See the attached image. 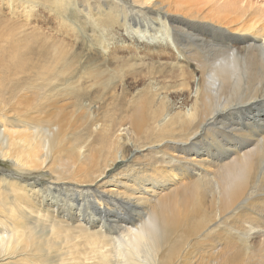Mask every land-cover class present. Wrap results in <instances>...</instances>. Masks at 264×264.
<instances>
[{
  "label": "bare ground",
  "instance_id": "bare-ground-1",
  "mask_svg": "<svg viewBox=\"0 0 264 264\" xmlns=\"http://www.w3.org/2000/svg\"><path fill=\"white\" fill-rule=\"evenodd\" d=\"M62 1L0 4V264H264V240L242 245L264 236V8L152 10L171 22L176 67L102 57L99 44L67 58L25 9L64 15ZM150 1L76 3H95L102 24L113 5L150 28ZM38 53L50 67L27 72ZM182 97L187 111L174 109Z\"/></svg>",
  "mask_w": 264,
  "mask_h": 264
},
{
  "label": "rangeland",
  "instance_id": "rangeland-1",
  "mask_svg": "<svg viewBox=\"0 0 264 264\" xmlns=\"http://www.w3.org/2000/svg\"><path fill=\"white\" fill-rule=\"evenodd\" d=\"M9 1V5L12 8L14 0ZM123 1L128 2L131 0ZM208 1H211V3H218V5L233 4L235 7H237V4L240 3L239 0H151L148 3H145L143 6V8H146L152 15H154L152 17V19H154L152 20L153 25L150 26V28L149 26H146V15L140 16L142 23L145 22V25L137 26L131 22V17L129 18V16L121 13L120 9H117L113 5H111V9L114 11L115 20L110 25H105L100 22V10L93 6L95 3L92 4L90 9H87L77 4L76 0H63L61 3L63 4L64 8H61V11H66L64 12L65 16L57 13L55 10H53V8H50L40 2L36 5H33L32 8L30 7L32 4H26L25 9L31 10L38 14V21L35 26H38V28L43 33L46 35H51L59 45H61V42H63V47L68 50L66 55L67 58H73L76 55V52L77 55L79 54V56H81V53L84 52L85 47L89 48L90 50L88 52H90L91 49H96V45L99 44V46L102 45L100 47L101 51L104 53L100 54L102 57L133 60L131 63H137L138 65L142 63L147 64L154 62L158 63L156 65L171 64L177 67L180 64L184 66H186V64L183 62V56L179 52L178 45L173 41V35L171 33L172 30L169 29L172 28L171 22L165 18H158L152 10L159 9L163 5L169 13L175 15H184L185 11L188 10L201 12L203 8L204 10L209 11V5H205ZM243 1L244 3L242 7H245L247 1H252L254 9L264 8V0H259V2L257 0ZM1 3H3V0H0V4ZM26 7H29V9ZM4 10H7L6 7H4ZM101 11L104 13L109 12V10H107L105 7H102ZM216 14L215 20L217 18H225L224 14H219L217 12ZM68 16L70 17L68 18ZM155 19L158 21H155ZM162 21L163 24L161 23ZM155 27L162 30H156ZM69 29L74 30L75 33ZM167 30L169 32H167ZM76 34H78V36ZM157 35H159V39L154 38ZM90 43H92L91 47H89ZM76 48H78V51L75 52ZM30 57L31 56L28 58ZM94 57L98 58L99 54L95 52ZM37 58L38 60L34 61V63H29L27 72H31L35 69H38L41 72H46L50 67L49 64L41 61L40 53L37 54ZM133 66L135 65L133 64ZM54 72L55 70H52L49 73L52 74ZM148 82L155 83L154 80ZM143 88V86H138L136 91L139 92ZM156 88L160 87L156 86ZM190 97H194V93H192ZM184 100L185 98L182 97L181 99L177 100L176 103H173L174 109L186 111L189 110L191 107H187L186 105L183 107L182 104ZM171 102H173V100ZM99 127L100 126H97V129H99ZM9 170L10 165L7 162H2L0 160V176H4ZM47 174L45 176L42 174V176L39 177L43 181H40V183H43V185L46 186L49 185L50 182L49 175ZM33 178L22 177V179L36 181ZM206 198L211 199L210 195H208ZM201 236L203 239L205 235ZM246 239L247 242L244 241L242 243L244 247L249 248V250L245 251L246 255L251 251H261L260 246L264 240V236H257V234L247 235ZM78 240L79 239H76V241ZM59 250L67 252L66 245L62 243ZM262 256L263 254H257L254 259L249 260V264H256Z\"/></svg>",
  "mask_w": 264,
  "mask_h": 264
}]
</instances>
